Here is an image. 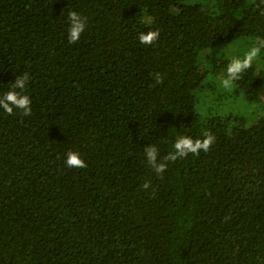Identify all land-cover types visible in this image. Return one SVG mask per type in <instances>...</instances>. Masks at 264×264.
Returning a JSON list of instances; mask_svg holds the SVG:
<instances>
[{"label": "trees", "instance_id": "obj_1", "mask_svg": "<svg viewBox=\"0 0 264 264\" xmlns=\"http://www.w3.org/2000/svg\"><path fill=\"white\" fill-rule=\"evenodd\" d=\"M258 4L0 0V96L28 73L32 101L0 109V264H264V179L241 166L264 170V49L231 90L245 54L218 52L264 40ZM71 11L87 18L75 44ZM206 132L209 151L148 165L145 147Z\"/></svg>", "mask_w": 264, "mask_h": 264}, {"label": "clouds", "instance_id": "obj_2", "mask_svg": "<svg viewBox=\"0 0 264 264\" xmlns=\"http://www.w3.org/2000/svg\"><path fill=\"white\" fill-rule=\"evenodd\" d=\"M260 4H264V0H260ZM260 4L257 7L260 9V14L264 15V8H260ZM68 21V40L75 44L87 29V18L77 11H71L68 13ZM159 36L158 30H149L139 33L138 40L143 45H152L159 39ZM262 49H264V40H259L245 53L242 59L238 57L231 59L227 67V77L221 81L222 87L231 90L234 82L241 78L242 73L252 67L253 61L260 55ZM152 75L156 84L163 83L162 74L153 73ZM29 80L30 75L28 73L15 77L14 81L10 83L9 90L0 96V109H3L8 115L14 114V110L18 109L23 116H30L32 114V101L25 94ZM214 142L215 136L210 132H206L203 139H193L191 136L184 135L177 138L173 145L174 150L162 158H160L159 149L155 144L145 147L144 154L148 165L158 176H163L169 162H175L189 154L198 156L201 151H209ZM65 163L70 168L83 169L88 166L78 151H69ZM141 187L148 190L151 187V181H145Z\"/></svg>", "mask_w": 264, "mask_h": 264}, {"label": "rangeland", "instance_id": "obj_3", "mask_svg": "<svg viewBox=\"0 0 264 264\" xmlns=\"http://www.w3.org/2000/svg\"><path fill=\"white\" fill-rule=\"evenodd\" d=\"M251 47H252L251 45L246 44V43H244V41L239 40V41H234L229 45L219 47L218 52L220 54L231 53V54L237 55V53H240V54L244 55L246 52H248L250 50ZM263 99H264V95H263ZM241 166H242L244 171L255 172V173L259 174L260 176H262V178L264 179V170L251 166L249 164V162L246 160L241 162Z\"/></svg>", "mask_w": 264, "mask_h": 264}]
</instances>
